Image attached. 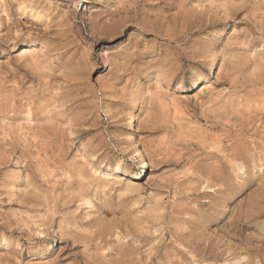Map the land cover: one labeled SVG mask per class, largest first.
<instances>
[{"label":"rangeland","instance_id":"1","mask_svg":"<svg viewBox=\"0 0 264 264\" xmlns=\"http://www.w3.org/2000/svg\"><path fill=\"white\" fill-rule=\"evenodd\" d=\"M0 264H264V0H0Z\"/></svg>","mask_w":264,"mask_h":264},{"label":"bare ground","instance_id":"2","mask_svg":"<svg viewBox=\"0 0 264 264\" xmlns=\"http://www.w3.org/2000/svg\"><path fill=\"white\" fill-rule=\"evenodd\" d=\"M212 66V65H211ZM202 80V78H201V76H197V78H195V79H193V84H197V83H199L200 81ZM132 116L130 117V125L132 126V127H134V130H135V126H136V123H135V121L138 119V117H137V112H136V105H133L132 106ZM138 152V151H137ZM140 156V155H139ZM140 158H141V156H140ZM141 164H142V168H145V167H147V165L148 164H146V161H142L141 162ZM140 167V168H141ZM143 170V173L144 174H146L145 173V169H142ZM19 175V174H18Z\"/></svg>","mask_w":264,"mask_h":264}]
</instances>
